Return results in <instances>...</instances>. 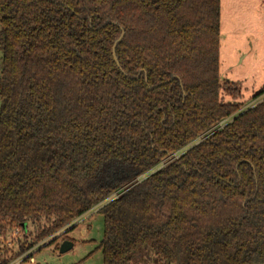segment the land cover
<instances>
[{
  "label": "trees",
  "instance_id": "trees-1",
  "mask_svg": "<svg viewBox=\"0 0 264 264\" xmlns=\"http://www.w3.org/2000/svg\"><path fill=\"white\" fill-rule=\"evenodd\" d=\"M221 12L222 0H0V235H24L0 264L225 119L98 211L103 264L143 247L169 264H264V98L242 109L221 79Z\"/></svg>",
  "mask_w": 264,
  "mask_h": 264
},
{
  "label": "rangeland",
  "instance_id": "rangeland-1",
  "mask_svg": "<svg viewBox=\"0 0 264 264\" xmlns=\"http://www.w3.org/2000/svg\"><path fill=\"white\" fill-rule=\"evenodd\" d=\"M221 16L220 76L222 80L239 85L243 94L240 100L247 105L264 86V0H222ZM225 100L231 99L226 97ZM37 227L30 223L28 232L34 233ZM68 228L55 233L54 238L50 236L40 241L31 250L34 260L30 259L31 256H24V260L17 264H103L99 247L104 229L102 214L95 212L75 223L73 229ZM17 231L16 236L9 229L0 235V261L10 255L12 249H18V237L24 239L23 233ZM65 233L73 247L61 252ZM130 264L169 263L160 260L153 249L143 247L136 252Z\"/></svg>",
  "mask_w": 264,
  "mask_h": 264
},
{
  "label": "built area",
  "instance_id": "built-area-1",
  "mask_svg": "<svg viewBox=\"0 0 264 264\" xmlns=\"http://www.w3.org/2000/svg\"><path fill=\"white\" fill-rule=\"evenodd\" d=\"M261 101H263V97H258L256 99H252L250 103H248L247 105H244L242 109H247V108H251L254 105L260 103ZM229 119H225L220 121L219 123H217L215 126H212L209 130H207L206 132H204L203 134L199 135L195 140H193L188 146H186L184 149L178 150L176 152H173L171 154H169L166 158H164L163 160H161V162L154 168L152 169L150 172H148L147 174H143L140 175L138 177H136L133 181H131L129 184H127L126 186L122 187L121 189L113 192L110 196H108L106 199H104L103 201H101L100 203H98L97 205H95L94 207H92L89 211H87L85 214L81 215L80 217H77L74 221H72L71 224L68 225L69 226H73L75 223L78 224L79 222H81L82 220L86 219L87 217H89L90 215H92L95 212H98L103 206H105L106 204H108L110 201L118 198L119 196H121L123 193H125L126 191H128L130 188H132L133 186L139 184L144 178H146L147 176H149L151 174V172L153 171H157L158 169L166 166L167 164H169L170 162L174 161L176 158H178L184 151H186L188 148L193 147L197 144H199L200 142L204 141L207 137H209L210 135H212L213 133H215L216 131L220 130L221 128H223L227 123H228ZM67 228V227H66ZM64 230V229H63ZM62 230V231H63ZM18 234L17 231L13 232L12 235L16 236ZM55 236V235H53ZM52 236V237H53ZM54 238V237H53ZM36 246H34L33 248H35ZM32 248V249H33ZM31 249V250H32ZM31 250L27 251L26 253L22 254L21 256H19L18 258L8 262L7 264H17L20 263L24 260V256L28 257L32 255ZM25 257V258H26ZM31 260H34L33 256H31L30 258Z\"/></svg>",
  "mask_w": 264,
  "mask_h": 264
},
{
  "label": "water",
  "instance_id": "water-1",
  "mask_svg": "<svg viewBox=\"0 0 264 264\" xmlns=\"http://www.w3.org/2000/svg\"><path fill=\"white\" fill-rule=\"evenodd\" d=\"M124 35H125V31H124V29H122V34L120 35V37L118 39H116V41L113 45V56H114V60H115L118 67H121V66H120V62H119L117 55H116V48H117L118 44L121 42V40L123 39ZM72 247H73L72 241L63 240L62 244L60 245V251L65 252V251H68L69 249H71Z\"/></svg>",
  "mask_w": 264,
  "mask_h": 264
}]
</instances>
